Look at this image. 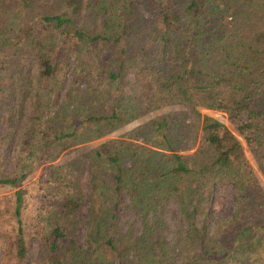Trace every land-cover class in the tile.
Listing matches in <instances>:
<instances>
[{
    "label": "trees",
    "instance_id": "1",
    "mask_svg": "<svg viewBox=\"0 0 264 264\" xmlns=\"http://www.w3.org/2000/svg\"><path fill=\"white\" fill-rule=\"evenodd\" d=\"M48 7L16 40L31 56L11 68L0 62V125L28 149L0 177L14 189L0 197V264H27L33 246L32 264H264V0ZM200 108L223 112L228 124ZM86 144V190L62 170L40 216L46 227L26 226L21 182ZM227 183L233 204L215 217L212 195ZM84 201L77 243L67 230ZM121 209L135 220L123 230Z\"/></svg>",
    "mask_w": 264,
    "mask_h": 264
},
{
    "label": "rangeland",
    "instance_id": "2",
    "mask_svg": "<svg viewBox=\"0 0 264 264\" xmlns=\"http://www.w3.org/2000/svg\"><path fill=\"white\" fill-rule=\"evenodd\" d=\"M52 1L53 0H4L2 3H0V62H7L8 60L10 63V65L8 66L9 68H11L12 64H16L14 62L16 61V59L19 60L20 57L24 55H29L28 57L31 56L32 50L29 47H21V45L24 44L21 38V41L19 43H16V40H19V37L22 36L20 34L21 31L30 28V26H34L35 30L39 27L38 14L49 13L50 10L48 6ZM31 32H34V30H32ZM70 65L71 63H69V67ZM33 71L34 68L29 69L30 74L33 73ZM65 78H69V74L65 76ZM178 107L179 106H175L172 108ZM165 110H169V107H165L160 110H153L142 116L141 118L131 122L129 125L123 127L121 130H119V132H123L132 126H136L156 116L160 111L162 112ZM200 112L223 122L225 125L228 124L226 115L223 112L203 108H200ZM1 123L0 177L11 175L16 169L17 165H20V163H23V161H25H21V159H25L24 157L28 151L26 146H19L20 140L17 134H8V129L5 127L3 119ZM119 132H116L115 134L112 133L110 136H115ZM89 147L90 144H86L74 149H69L61 153L59 157L52 162L40 163L21 182L20 188H25L27 191V193L24 195L25 206L22 209V220L24 221V224L26 226L30 227L31 223L38 222L39 224H36L35 228H37L39 231H42V229L46 227L45 221L42 220L40 216L44 217L46 213L45 208L50 204L52 200V194L55 192L54 188L58 187L56 185V182L59 183V186H61L62 184V180H58V177L63 172L62 170H65L66 176H68V178H70L72 182H74V180L76 179L77 184H79L83 188V192L86 190L88 169L86 166L87 164L82 161V154ZM244 154L251 166L254 167L253 158L247 151V149H244ZM81 167H83L84 170L82 172H79L81 170ZM258 177L260 178L259 173ZM13 191L14 189L9 188L8 186H0V197H2V195L10 194ZM232 204V186L230 183H227L215 190L212 195L211 206L209 210L215 217H227L229 215ZM1 205L2 203L0 204V211L1 207L3 206ZM171 209H173V207ZM86 213L87 205L84 201L77 213L76 226L68 228L67 230L73 236L74 240L77 243H82L83 241V221L86 218ZM7 217L8 215L2 216L3 222L5 221L6 224H8L9 222L12 223L11 219ZM126 220H129V222L131 220L135 222L134 219H131L129 217L126 211L121 209L118 217V223L120 224L121 230L126 228ZM134 229H137L136 223L134 224ZM3 244V238L0 237V262L2 260ZM33 253L34 246L27 254V264H32L31 258Z\"/></svg>",
    "mask_w": 264,
    "mask_h": 264
}]
</instances>
